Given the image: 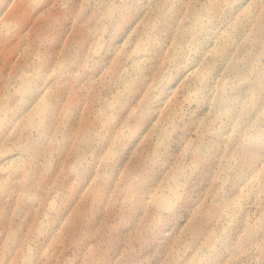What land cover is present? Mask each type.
I'll use <instances>...</instances> for the list:
<instances>
[{"label": "rangeland", "instance_id": "rangeland-1", "mask_svg": "<svg viewBox=\"0 0 264 264\" xmlns=\"http://www.w3.org/2000/svg\"><path fill=\"white\" fill-rule=\"evenodd\" d=\"M0 264H264V0H0Z\"/></svg>", "mask_w": 264, "mask_h": 264}]
</instances>
